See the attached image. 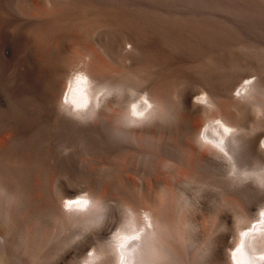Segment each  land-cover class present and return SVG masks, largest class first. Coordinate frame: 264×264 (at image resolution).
<instances>
[{"label": "rangeland", "instance_id": "374dc122", "mask_svg": "<svg viewBox=\"0 0 264 264\" xmlns=\"http://www.w3.org/2000/svg\"><path fill=\"white\" fill-rule=\"evenodd\" d=\"M106 1L108 6L119 8V15L110 18L102 24L97 23L89 29H84V31L81 30L83 29L82 24L76 20H71L63 26L64 38L66 39L62 38V44L71 69L83 66L88 54L102 57L111 48H128L127 46L131 44L133 53L130 56V62L135 63L137 66H149L148 71H152V73L148 72L149 74L161 77L173 73L181 75V78L178 81L175 79V82L173 81L171 85V88L174 89H171L172 92L170 91L172 100H176L174 99L177 92L176 84H179V86L181 83L185 84L184 86L190 91L197 92L199 91L197 82L203 78L223 81L227 79L225 84L231 86L230 88L242 84L248 76H252L254 79H261L264 84V0ZM118 2H124L125 4H118ZM70 34L74 37L72 38ZM21 49L13 52L4 64L6 68H4L5 72L3 71L4 79H2L3 87L1 92V95H4H2L3 104L1 103L0 105L3 113V116L0 115V127L3 130L0 128L2 132H0V145L1 143L5 144L6 138L10 135L11 139L8 138L9 142L5 145V152L2 151L3 156L0 153V158L7 163L11 162L13 166H18L19 169L22 166L21 171L24 174L21 173L28 180L36 174V169L39 165L41 168L45 166L44 172L42 169L45 181L52 184V186L54 185L53 182L55 184L58 183V186H67L69 189L67 194L69 195H74L83 184L88 185L91 189H86L84 192H80L79 195L89 194L90 190H98L105 196L108 211L114 217V219L111 218V224H108L109 232L107 231L103 235L104 239L100 236V238L97 237L95 240L94 238L91 239L94 242L91 240L89 242L83 241L84 244H79V248L74 246L79 243V240L77 242L74 241L75 243L71 246H73L74 252L75 254L77 252L76 255L79 258L82 259L91 249H96L99 244L102 246V243L105 244L106 241L110 240L120 223L119 209L125 215L126 221L131 216L132 212L130 211L132 209L129 203L137 208L146 210H151V207L152 210L164 208V212L171 222L175 224V227L179 226V228L185 230L184 233L185 236H188L186 239L189 243L193 245L195 243V247L196 245L199 247L204 238L210 237L212 241L225 243V246L227 243V252L232 250V244L246 227L254 224L257 216L261 214V211H264V192H261L264 189L262 187V190L259 187L257 190V187L264 183L260 182L261 180L264 181V171L258 168L261 170L259 171L253 165L246 166V170L242 168L244 172L242 169L241 171L243 175L245 174V178L247 176L244 183L248 181L249 184L247 183L246 187L252 186L254 188L250 189L251 192L249 190L241 191L244 190L243 188L234 193L235 191H231L226 183L227 177L230 175V172H227L229 171L227 168L221 167L217 169L209 165L203 166L199 160L198 163H196L197 160L195 162L190 160L193 156L191 155V157L190 154H187L186 151L183 152V150L181 151L183 152L182 157L183 155L185 156L182 160V157H180L181 146L178 148L177 145H180V143H175V146L174 142L172 143L166 138H161V140L169 142L165 141L166 147L162 146L164 141L159 139H148L146 140L147 144H150L147 145L144 143L145 139L142 140L140 136L127 137L122 143L118 142L120 141L119 139H114L107 126H100L86 134L78 131L74 133L72 130V133H74L72 134L71 130L66 129V131L64 128L60 130L48 119L45 120L44 125H41L42 127L45 126V131L42 133L41 130H44V128L38 126L37 121L35 122L39 115V102L36 98L37 85L28 69L32 67V53L25 46L21 47ZM24 55L27 57L25 58ZM22 62L25 63L23 64ZM263 92L262 95L258 96L247 114L248 117L245 120L246 136L249 133H253V131L264 132ZM256 110L258 111L256 112ZM258 112H260L259 115ZM262 112L263 114H261ZM201 117L203 116H199V118ZM66 118L69 119L68 117ZM199 118H194L195 121L192 120V124L198 126L197 121ZM203 119L206 118H201L199 122L202 124L201 128L204 125ZM208 119L211 120V118ZM208 119L207 122H210ZM11 123L12 126H10ZM16 123L17 125H15ZM27 123L29 127L31 126L30 128L28 127L30 132L27 129ZM34 126L38 129L33 128ZM53 126L55 127L53 128ZM39 127H41L40 131ZM31 128L34 131L38 130V133H41L42 136L37 134V131H31ZM14 129L17 133L11 131H14ZM108 133H111V135L109 136ZM8 134L9 136H7ZM135 138L140 139H137V141ZM36 139L41 144L37 145L39 142H34ZM30 140L31 144H33L32 142L35 143V146L30 144L31 149L28 148ZM157 145H161V150ZM123 146L127 150H123ZM40 147L46 153L39 150ZM12 148H15L16 151ZM108 148L110 152H108ZM158 148L159 150H156ZM29 149L31 152H29ZM65 149H67V152H65ZM27 153L31 158L24 160L23 155H28ZM4 154L9 161L6 160ZM149 154H151V159ZM45 155L47 157L46 159L44 157V160L42 156ZM186 155L188 156L186 157ZM39 157H41V161L44 160L45 162H39ZM185 157L188 159L189 165L192 163V167L189 166V169L178 164L182 161L185 162ZM178 158H181L178 163H176L177 161L174 162ZM187 162L185 163L187 164ZM200 165H202L203 169L206 167V171ZM248 167H253V169H248ZM208 170L212 171L209 172ZM254 173L258 175L256 176ZM25 174L27 176L29 174L31 177L27 178ZM246 187L245 189H247ZM195 198H197V201L202 200V202L201 200L198 202L200 204L198 208L201 207V209L199 208L198 211L197 208V212L195 211L194 214L193 212L191 214L189 206L191 207L192 200ZM118 201H120L119 204H117ZM168 201L170 202L168 203ZM186 214L188 215L186 216ZM144 216L145 214H143L142 219ZM194 222H197L199 227L201 226L200 230L197 227L195 230ZM49 224L48 222V225L45 223L42 226L44 234L42 238L43 253L42 261L40 260L41 262L39 261L38 264H53L55 261L53 259L64 257V254L69 250L68 247L70 245L68 243L61 242L59 239L54 238L53 235V241L50 240V235L52 234L50 229L53 228V224L52 226H49ZM30 225L31 221L26 220L24 222L21 221L19 227L25 234ZM48 232L51 234L48 235ZM198 233L199 235H197ZM45 237L47 240H45ZM96 239L101 241L98 242ZM199 240L200 243H197ZM20 244L22 243H18L16 246H20ZM22 246L17 247L15 251L20 252ZM80 250L84 252L80 253ZM2 253L0 251V257L2 259L5 258L4 260L8 264H19L7 253ZM25 257L24 263L20 262V264H36V256L27 255ZM229 262L231 263V260Z\"/></svg>", "mask_w": 264, "mask_h": 264}, {"label": "bare ground", "instance_id": "6f19581e", "mask_svg": "<svg viewBox=\"0 0 264 264\" xmlns=\"http://www.w3.org/2000/svg\"><path fill=\"white\" fill-rule=\"evenodd\" d=\"M120 3L118 2V4ZM121 4L125 3L122 2ZM119 13V8L108 6L106 0H0V105L1 103L3 104L2 95H4H1L3 87L2 79H4L3 71L5 72L4 68H6V65L4 66V64L13 52L18 51L21 47L23 48V46H25V48L32 53V67L28 69L32 75L31 77L35 79V84L37 85V88H35L37 89L36 98L39 102V115L37 116V120L35 119V122L37 121L38 126L44 125L45 120L48 119L56 127H59L60 130L61 128H64L65 130H71V133L73 131L74 133L75 131H78L85 132V134L94 131L100 126H107L109 131L113 134L114 139H119L120 141L118 142L122 143L127 137L140 136L142 140L145 139V144H147L146 140L148 139L161 140V138H166L172 143L174 142L175 146V143H180V145L177 144L178 148L181 146L180 152L183 150V152L186 151L190 156L192 155L195 159L191 156L192 159L190 160H194V162L197 160L196 163L200 161L203 166L209 165L217 169H220L221 167L227 168L229 170L227 172H230V175L227 177L228 179L226 183L231 191H235L234 193H237V191L243 188L244 190L241 191L244 192L245 190L250 191V189L254 188L252 186L246 187L248 181H246L247 183L244 182L247 176L245 178V174L243 175L242 171L244 172L243 169L249 165H253V167H257V169L259 168L264 171V132H248L249 134L247 133L248 135L246 136L245 120L248 117L247 114L249 113L251 106L255 103L258 96L262 95L264 84L261 79H254L252 76H248L245 82L237 86L235 85L233 88H230L231 86L225 84L227 83L225 82L227 79L225 81L213 78L200 79L197 82L199 86L197 88H199V91L194 92L196 94V104L195 110H193V91L191 90V92L190 89L184 86L185 84L181 83L182 85L180 84V86L179 84H176L177 92L175 95L176 98H174L176 100L171 99V89L174 90L171 88V85L173 81L175 82V79L178 81L179 78H181L180 74L173 73L163 77L151 75L149 73H152V71H148L149 66H137L135 63L130 62V56L133 53L132 48H111L107 50L102 57L88 54L83 67L86 68L93 77L98 78L101 81L122 80L127 84L134 85L137 89L145 88V90L151 92V95L148 93L137 94L135 99L125 98L119 103L110 102L101 110L99 116L94 122L84 125L67 119L60 112L58 101L62 94L64 79L71 70L69 63L67 62L65 48L63 49L62 44V40L66 39L64 38L63 26L71 20H76L82 24L83 29L81 30L84 31V29H89L97 23L102 24L103 22L108 21L110 18L119 15ZM26 57L27 56H25V58ZM22 63L24 64L25 62ZM165 97L167 98L166 100ZM262 101H264V99ZM133 104L136 105L135 108H132ZM257 111L258 110H256V112ZM260 112H258V115ZM133 113H143V115H134ZM261 114H263V112ZM0 115L3 116L1 108ZM10 115L12 114L10 113ZM199 116L206 118L203 119V131H201V128L198 126L192 124V122L195 121L194 118L197 119ZM201 118L198 119V122H200ZM208 118H211L212 121ZM207 119L210 122H207ZM157 120H159L160 123H156ZM31 122L33 121L31 120ZM12 123L10 126H12ZM15 125H17V123ZM55 126H53V128ZM28 127L27 123V129L30 132L29 128L31 126ZM41 127H39V131L41 130ZM33 128L38 129L36 126ZM1 129L3 130V128ZM11 131L17 133L15 129L14 131ZM28 131L27 133H29ZM31 131L34 130L31 128ZM35 131H37V134L41 135V133H38V130ZM41 131L43 133L45 128ZM111 133H108L109 136ZM7 136H9V134ZM10 136L6 138V143L9 142L8 138H10ZM135 139L137 140L140 138ZM37 140L38 139L34 140V142L36 141L38 143L39 140ZM97 140L99 141V139ZM129 141L131 140L129 139ZM165 141L162 142L163 147L166 145ZM10 142L12 141L10 140ZM34 142L31 144L30 140L28 148L31 149L30 144L35 146ZM115 142L117 141L115 140ZM6 143H1L0 145L1 155L3 154L2 151L6 148ZM39 144L41 143L39 142L37 145ZM149 144L150 143L147 145ZM8 145L11 146L10 144ZM99 146H101L100 143ZM42 147H40L41 149L39 148V150L43 151ZM171 148H169V150H171ZM12 149L15 150V148ZM123 150L127 149L124 147ZM156 150H159V148ZM29 152H31V150ZM108 152H110V150ZM128 152L130 153V151ZM183 152H181L180 157H182ZM149 155L151 159V154ZM184 156L185 155H183V157ZM187 156L188 155H186V157ZM23 157L24 160H29L31 158L29 154L25 156L23 155ZM44 157L46 159L47 156H42V159H44ZM5 158L9 161L7 156ZM40 158L41 157H39V162L44 163L45 159L41 161ZM180 159L181 158H178V160L175 159V161H173H177L176 163H178ZM184 161L187 162L188 159ZM185 162L182 161L178 164H180L181 167L185 166V168L187 167L188 169L192 167V163L189 165V162H187V165ZM9 163L11 162L7 163L0 158V251L13 257V259L19 262V264L20 262L24 263L26 259L25 256L27 255L36 256V264H38L40 260L42 261L41 257L43 253L42 238L44 234L42 226L45 223L48 225L49 222L51 224H49V226H52L53 224V228L50 229L52 234L48 232V235L51 234V239H48L53 241V235L54 238L70 245L68 247L69 250L67 249L68 251L64 254L65 256L53 259L55 260L53 264H82V261L87 255L82 257V259L79 258V256L76 255L77 252L75 254V250L71 245L75 243L74 241L77 242V240H79V243L77 245L75 244V247H78L79 244H84L86 241L89 242V240L93 238L94 240L97 237L100 238V236L104 239L103 235L108 231V224H111V218L114 219L108 211L105 196L98 190H90V193L88 194L93 201H100L102 203L105 209L104 212L103 209L100 208L99 203L90 204L87 198H82L79 201L65 202V200L76 199L81 196L79 195L80 192H84L86 189L91 188H89L88 185L82 184L81 187H79L80 189H78L74 195H69L67 194L69 190L67 186H58L57 182V184L53 182V187L52 184L45 181L46 179L42 173V169L44 172L45 166L41 168L39 165L40 167H37L36 174L34 176L32 175L33 177L29 174L27 176L26 173L25 175L27 178L29 176L31 177L28 180L24 177V173L21 171L22 166H20L19 169L18 166H13L12 163ZM202 165H200V167H202ZM253 167H248V169H253ZM205 168L203 169L202 167V169L206 171ZM209 169L212 168L210 167ZM211 171L212 170L209 172ZM255 175L257 176L258 174ZM260 182L263 183L264 181L261 180ZM245 187L247 189H245ZM258 188L259 186L257 187V190ZM199 201H197V198L192 200L191 207L189 206L191 214L192 212L194 214L197 210L198 205H200L198 204ZM169 202L170 201H168V203ZM199 208L201 209V207ZM150 209L153 215L157 217L156 220H154L152 216L145 214L142 223L137 227L138 217L131 213L124 228H122L121 242L123 247L121 250L126 257L140 259L144 261L145 264H158V262H164V264H231L229 262L230 252H227L226 250L227 243L225 246V243L214 240L212 241L210 237H207L206 239L204 238L205 240H202L201 238V243L200 240L197 242L200 243V246L197 247L198 245H196L195 247V243L193 245L186 239L188 236H185V230L179 228V226L175 227V224L171 222L167 214L164 212V208L152 210L151 207ZM187 215L188 214H186V216ZM26 220L31 221V225L28 226V229L24 228L27 229L24 234L19 227V224L21 221L24 222ZM161 221L164 223L161 224ZM256 221L258 222L248 225L232 244V250L237 244L239 245L233 252V258L235 260L241 262L246 260L248 258V248H252L255 251H264V213L261 214V218L260 215H258ZM168 225L171 228H169ZM194 225L195 230L196 227L200 230L201 226L199 227L197 222H194ZM44 228L46 227L44 226ZM199 233L197 235H199ZM112 236L108 242L106 241L107 243L105 242V244L102 243L104 242L102 240L101 243L103 245L101 246L99 244L96 248L97 251L103 252L105 255L103 264H114L111 247ZM45 240H47V238ZM50 240L49 242H51ZM94 240L91 241L94 242ZM81 241L82 243H80ZM96 241L99 242L101 240L96 239ZM133 241L136 243L133 244ZM18 243H22L20 246L23 245L20 252L15 251L17 247H20L16 246ZM129 244H132L131 248L128 247ZM86 246L88 247V245ZM82 251L83 250H80V253ZM0 258V264H8L6 260H4L5 258Z\"/></svg>", "mask_w": 264, "mask_h": 264}, {"label": "clouds", "instance_id": "9594fccd", "mask_svg": "<svg viewBox=\"0 0 264 264\" xmlns=\"http://www.w3.org/2000/svg\"><path fill=\"white\" fill-rule=\"evenodd\" d=\"M129 49L132 48V45L127 46ZM192 92V91H191ZM148 93L151 95L150 91L145 90V88H135L132 84H127L122 80H103L101 81L98 78L92 76V74L83 66H77L72 68L66 78L64 79L62 94L60 95L58 106L60 112L68 117L69 119L78 122L79 124H88L94 122L101 110L110 102L119 103L123 99H135L137 94ZM192 96V106L195 110L196 104V94L194 92ZM167 98L165 97V100ZM136 105L133 104L132 108H135ZM134 115H143V113H133ZM156 123H160L159 120ZM197 125L201 128V125L197 121ZM201 131L203 129L201 128ZM67 152V149H65ZM259 187H264V184L259 185ZM82 198H87L89 203H99L101 209L104 207L100 201H93L87 193L77 197L74 200H65L67 201H79ZM118 201L117 204H119ZM132 209V214L138 217L137 227L142 223L143 214H148L153 217L154 220L157 219L153 215L151 210L140 209L129 203ZM117 206V205H116ZM119 209V208H118ZM264 211H261V214ZM120 214V223L116 231L112 236V255L114 257V264H145L144 261L140 259H132L126 257L122 252V242H121V230L126 224V217L122 214V211L119 209ZM260 214V218H261ZM260 220V219H259ZM258 220V221H259ZM256 221V222H258ZM164 222L161 221V224ZM169 226V225H168ZM238 227V225H237ZM169 228H171L169 226ZM136 243L135 241L132 242ZM239 245L230 251V260L231 264H264V251H255L252 248L247 249L248 258L244 261H238L233 258V252ZM129 248L132 247V244L128 245ZM105 260V255L103 252L97 251V249H91L87 257L82 261V264H103ZM158 264H164V262H158Z\"/></svg>", "mask_w": 264, "mask_h": 264}]
</instances>
